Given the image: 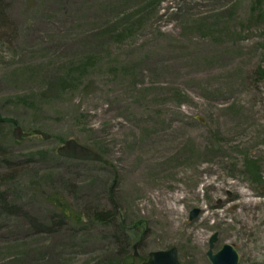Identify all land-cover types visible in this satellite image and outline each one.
I'll list each match as a JSON object with an SVG mask.
<instances>
[{
    "label": "rangeland",
    "instance_id": "obj_1",
    "mask_svg": "<svg viewBox=\"0 0 264 264\" xmlns=\"http://www.w3.org/2000/svg\"><path fill=\"white\" fill-rule=\"evenodd\" d=\"M215 233L264 264V0H0V264H211Z\"/></svg>",
    "mask_w": 264,
    "mask_h": 264
},
{
    "label": "water",
    "instance_id": "obj_2",
    "mask_svg": "<svg viewBox=\"0 0 264 264\" xmlns=\"http://www.w3.org/2000/svg\"><path fill=\"white\" fill-rule=\"evenodd\" d=\"M33 134H40L44 138H49L50 134L41 129H34L32 131H25L22 126L16 124L14 136L17 139H24ZM61 156L74 158L78 160H96L109 164V160L95 149L81 143L75 138L67 139L57 149ZM200 213V208H194L191 211V219H194ZM218 240V233L211 236L209 241V249L207 250L208 258L211 264H239L240 254L234 244L225 243L218 251H215L216 241ZM137 253V251H135ZM133 256H129L123 264H129ZM144 264H179L178 252L176 247L168 250L151 251L150 259Z\"/></svg>",
    "mask_w": 264,
    "mask_h": 264
},
{
    "label": "trees",
    "instance_id": "obj_3",
    "mask_svg": "<svg viewBox=\"0 0 264 264\" xmlns=\"http://www.w3.org/2000/svg\"><path fill=\"white\" fill-rule=\"evenodd\" d=\"M50 199L58 206L59 210L63 214V220H71L73 222L82 221V216L71 209L68 202L62 195L58 193L52 194Z\"/></svg>",
    "mask_w": 264,
    "mask_h": 264
},
{
    "label": "bare ground",
    "instance_id": "obj_4",
    "mask_svg": "<svg viewBox=\"0 0 264 264\" xmlns=\"http://www.w3.org/2000/svg\"><path fill=\"white\" fill-rule=\"evenodd\" d=\"M211 184H214V181H208L206 185H211ZM222 184L220 183L219 186H221ZM247 194H250V193H247ZM181 198L180 196L178 195H173L171 198H167V204H168V210L170 212V214H172L173 217H175V214H180L182 212V210L180 209L179 207V202H180ZM220 203H225V200L224 198H221L220 199ZM252 200V199H250ZM212 215V213L210 212H207L206 215H205V220L210 216ZM175 218H178V217H175ZM177 230H180V231H183V229L181 228V225L180 223L178 224H175L174 226ZM185 232H182L183 236L186 234H184Z\"/></svg>",
    "mask_w": 264,
    "mask_h": 264
},
{
    "label": "flooded vegetation",
    "instance_id": "obj_5",
    "mask_svg": "<svg viewBox=\"0 0 264 264\" xmlns=\"http://www.w3.org/2000/svg\"><path fill=\"white\" fill-rule=\"evenodd\" d=\"M135 251H137V253H135ZM129 256H133V259L129 264H144L145 262H147L150 259V254H149V256L141 257V255L138 251V247H135L134 251L131 254H129L120 264H123Z\"/></svg>",
    "mask_w": 264,
    "mask_h": 264
}]
</instances>
